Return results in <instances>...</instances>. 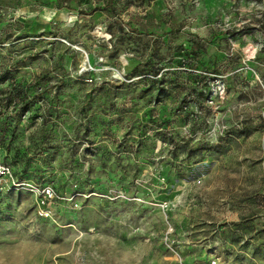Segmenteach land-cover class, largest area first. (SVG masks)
I'll return each instance as SVG.
<instances>
[{"label": "rangeland", "instance_id": "rangeland-1", "mask_svg": "<svg viewBox=\"0 0 264 264\" xmlns=\"http://www.w3.org/2000/svg\"><path fill=\"white\" fill-rule=\"evenodd\" d=\"M2 132L0 264H264V0H0Z\"/></svg>", "mask_w": 264, "mask_h": 264}, {"label": "built area", "instance_id": "built-area-1", "mask_svg": "<svg viewBox=\"0 0 264 264\" xmlns=\"http://www.w3.org/2000/svg\"><path fill=\"white\" fill-rule=\"evenodd\" d=\"M20 185L21 183L15 176L11 166L0 157V196Z\"/></svg>", "mask_w": 264, "mask_h": 264}, {"label": "trees", "instance_id": "trees-1", "mask_svg": "<svg viewBox=\"0 0 264 264\" xmlns=\"http://www.w3.org/2000/svg\"><path fill=\"white\" fill-rule=\"evenodd\" d=\"M20 121H21V117H18V119H17V121H16V123H15V126H18V124L20 123ZM4 141H5V133L4 132H2L1 134H0V146H2L3 144H4ZM12 168V167H11ZM18 178V177H17Z\"/></svg>", "mask_w": 264, "mask_h": 264}]
</instances>
